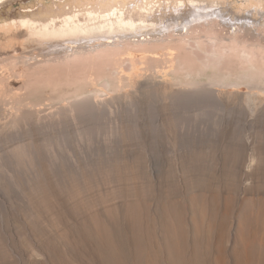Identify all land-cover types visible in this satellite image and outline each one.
Returning <instances> with one entry per match:
<instances>
[{"label": "rangeland", "instance_id": "rangeland-1", "mask_svg": "<svg viewBox=\"0 0 264 264\" xmlns=\"http://www.w3.org/2000/svg\"><path fill=\"white\" fill-rule=\"evenodd\" d=\"M86 1L20 0L0 7V264H264L259 101L166 96L170 87L217 89L209 84L217 77L259 80L264 14L245 20L232 14V22L223 8L225 17L216 14L210 25L212 18L195 22L204 26L194 33L175 28L165 40L157 33L147 38L168 42L197 30L186 50L199 53L200 66L215 48H226L219 73L212 65H195L206 71L197 74L137 73L134 63L141 59L132 62L130 54L86 63L88 45L54 54L51 44L44 50L31 41L32 21L60 23L66 9ZM223 6L242 14L252 8L243 0H224ZM138 39L110 48L134 47ZM244 51L253 63L243 62ZM80 54L83 65L66 60ZM70 61L80 62V69ZM147 65L152 71V61ZM180 79L185 82L176 84ZM191 79L199 86L188 84ZM108 81L110 90L90 95ZM169 106L174 112L166 111ZM25 113L32 117L26 120ZM13 114L25 120L19 128ZM253 150L260 157L249 169Z\"/></svg>", "mask_w": 264, "mask_h": 264}, {"label": "bare ground", "instance_id": "bare-ground-1", "mask_svg": "<svg viewBox=\"0 0 264 264\" xmlns=\"http://www.w3.org/2000/svg\"><path fill=\"white\" fill-rule=\"evenodd\" d=\"M13 1H20V0H0V7H2L3 5H6V4H10ZM78 1L79 0H75L76 3H78ZM243 2L244 3L248 2L249 5L252 6V8L248 9L247 13L242 14V13H238V12L234 11V9H232L229 6H227V7L223 6L224 0H96V1L95 0H87L84 3L85 5H81L82 8L75 5L74 3H73L75 5L74 8H71V7H70V9L64 8V9H66L65 15H64L63 19L61 18L62 21L60 23L55 21V20H52V18H51V21H42L41 20L40 23H38V21H32L31 20L33 23L30 24L28 27L30 29V32H32V34L34 36V37H32L34 39H32L31 41H33V40L37 41L38 44L41 46V48L44 50L46 49V45L51 44L50 50L53 51L54 54H59V53L61 54V52L62 53L67 52V51L72 50V49H73V51H75L74 48L77 46L81 47L82 45H88L90 49L86 50V47H85L86 51L83 50L85 52L90 51L87 53L83 52V55H84V53L87 54L86 60H88V61H86V63H90V62L91 63H97V62L99 63L100 61L107 60L108 58H112L113 60L121 59L124 56L130 54L132 56V58H131L132 62H134V60H137V58L141 59V61H135V63H134L135 69H136L135 71L137 73H139V72L156 73L157 71H161L165 74H169V73H183V74H194L195 73V74H197L199 72H202L201 71V70H203L202 68L206 67V68H204V70H207L208 67H210L211 65L216 67V69L218 68V73H219V71H221V68H223L224 64L227 62L226 57H225L226 52H227L226 48L219 46L217 49L214 46L215 50L212 52L213 53L212 57L211 56L207 57L206 61L204 60L205 62L204 61L201 62L202 64H200V66H199V64H196L199 60L197 58V56H198L197 54H199V53H197V51L195 52L194 49L191 50V48H190V51L186 50L187 45L191 44L190 40L193 39V36L194 35L196 36V34L199 33L197 30H196V34H191L192 39H190L191 37L189 38V36H185V34H183L184 36H182V33H180L182 38L180 36H177L180 38L176 37L172 40H169L168 42H153V43L148 42L147 43V38L151 37L157 33V34L162 35V36L158 37V39L165 40L166 39L165 37L168 38V36L170 37L171 35L172 36L174 35V33L172 34L171 32H173L175 30V28L186 29V32H188V33L190 30H191V32H193L192 29L204 26L203 23L194 25L195 22L197 23L198 21H201V20L204 21L206 18H208V19L212 18L211 21H207L208 25H210L211 23L214 22L213 18L216 16V14L218 16H220L223 13V10H224L223 8H225L231 12V15L230 14L229 15H230V19L232 20V22L234 20V17L232 16V14L235 15V18L242 19V20H245L248 17H250L251 16L250 13H258L260 15L264 14V10H262L264 3L262 0H258V2H256L255 0H243ZM56 5L59 6L60 4L58 5L56 2ZM70 5H71V3H70ZM66 6H67V4H66ZM50 7H52V6L50 5ZM60 7H61V5H60ZM68 7H69V5H68ZM63 11H61V12L63 13ZM32 12H33V10H32ZM46 12H47V10H46ZM36 15H38V14H36ZM41 15H42V13H41ZM218 16H216V17H218ZM222 16H224V15L222 14ZM172 20H177L178 22L176 24H174V23H172ZM22 21H26V19H22ZM214 24H216V23H214ZM235 26H237V24H235ZM162 28L164 29V31L161 30ZM208 28H210V27H208ZM201 31H202V28H201ZM211 34H212V32H211ZM209 35H210V33H209ZM212 35L214 36L213 38H217V37H215L216 34H212ZM138 37H139V39H138L136 45L134 46L135 43L133 44L134 47L128 46L125 49L126 46L124 47V45L121 46V44H120L119 46L121 48H124V49H120V47L117 50L110 48L111 43H116L117 41H124V40H128L130 38H138ZM202 37L203 36H201V39H202ZM196 38H198V35ZM210 38H212L211 35H210ZM194 39H195V37H194ZM154 40H157V39H154ZM196 40H197V44L201 45L202 40L201 41L198 39H196ZM27 41H30V39H27ZM198 41L200 43H198ZM201 46H200V48H201ZM50 50H48V51H50ZM99 51H101V52H99ZM79 52H81V51H79ZM88 53H90L91 55L93 53L94 58H93V56H91L93 60L89 61L90 54H88ZM209 53H211V52H209ZM232 53H234V52H232ZM242 53H244L246 55V57L242 58L243 62H246V63L250 62L251 63L252 62V54H250L246 51H244ZM74 54H77V53L74 52ZM81 55L82 54L77 55L78 57H76V55L73 56L75 58L70 57L71 56L70 55L68 58H66V60L68 61V60H70V58L72 60H74L75 62H77L79 60L81 62V65H83L82 63L85 62L84 61L85 56L83 57ZM53 56H52V58H53ZM62 56L63 55H60V57H62ZM57 57H59V56H57ZM80 57H83V59H82L83 61L80 60ZM64 59H62V61ZM66 60H64L63 62H65ZM148 60L150 62L152 61V65H153L152 68L154 69V70L152 69V71H150L149 65H147ZM67 61L65 62V64L67 63ZM71 61H70V64L73 62V61L72 62ZM80 62H78L79 65H80ZM61 63H59V64H61ZM78 63H77V65H78ZM199 63H200V60H199ZM73 64H71V67L77 66L76 63L74 65ZM161 65H164V66H161ZM195 65H198L199 68L202 65V68L199 69ZM257 66H258V64H257ZM60 67H58V68H60ZM79 67L77 66L76 70H79L80 69ZM254 67H255V65H254ZM204 70L202 73L206 72ZM214 71H217V70H214ZM216 74L217 73H215L214 75H216ZM77 75H83L82 78L85 76V77H87V79H89L92 76V74L91 73L89 74L88 72H80V73L78 72ZM117 75H118V72H117V74H115V76H117ZM200 75H201V73H200ZM231 75H233V73ZM248 76L246 77V79L248 78ZM251 76H253V75H251ZM244 77H245V74L243 76L240 75L237 78V79H240V81H236V80L235 81H232V80L226 81L225 80L226 77L225 78H218L217 77L214 80L212 79L213 81L212 82L210 81L211 83H209V84L214 85V87L215 86L218 87L217 89H212V88L208 89L205 87V89H193L190 91L189 89L185 88L186 90L184 92H180V91H175L173 87H170L166 91V96L167 97H173L174 96L173 98L179 99L182 101H190V99H192L193 97L194 98L196 97L198 99L199 98H202V99H204V98L205 99L206 98L212 99L213 98L215 100L229 99L232 101H239V102L244 101V102H247L250 104L252 103V101L258 100L259 106H260L258 110H260L261 112L264 113V68H262V69L258 68V77H260L259 80H255L253 78L249 80V78H250V76H249L247 81H245ZM253 77H255V76H253ZM91 78L93 79L94 77H91ZM193 80L191 79V81H189L187 83L191 84V85H195V84L197 85V83L199 81L196 82L195 80H197V79H195L194 81ZM184 82L185 81H183V79H180V80L176 81V84H183ZM111 85H112L111 82L108 81L105 84H103V86H104L103 89H97V88L93 89L92 92L90 93V95L91 96H93V95L98 96L101 93H106L108 90H110ZM196 85H195V88H196ZM198 86L199 85H197V87ZM226 87H227V89H225ZM78 92H81V90L75 89L74 93H78ZM90 95H88V96H90ZM196 98H195V100H196ZM183 108L185 110V109H190L191 107L185 106ZM173 109H175V107L169 106L166 109V111L167 112H174ZM19 116H18V114L12 115L13 122H15L14 124L16 126H18V128L23 123V120H24V119L21 120L19 118ZM23 116L26 120H29L32 117V115L30 113H25ZM249 118H250V116H249ZM27 123H28V121H27ZM14 124H11V125H14ZM28 126H30V125H28ZM259 157H260V153L257 150H253L251 153H249L248 162H246V159H244L242 161V163H241V165L243 166V170L241 173L242 178H245V180H246V178L248 179L249 175H250V171L244 170L245 162H246V167L247 168L250 167L249 169H251L253 164L255 163L254 160L256 158H259Z\"/></svg>", "mask_w": 264, "mask_h": 264}]
</instances>
